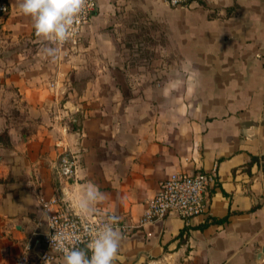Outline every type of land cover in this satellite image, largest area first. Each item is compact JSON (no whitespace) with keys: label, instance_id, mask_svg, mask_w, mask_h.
I'll list each match as a JSON object with an SVG mask.
<instances>
[{"label":"crops","instance_id":"crops-1","mask_svg":"<svg viewBox=\"0 0 264 264\" xmlns=\"http://www.w3.org/2000/svg\"><path fill=\"white\" fill-rule=\"evenodd\" d=\"M150 1L154 23L168 27L171 63L132 71L101 0L77 51L55 60L21 0H0L10 8L0 12V264L28 245L33 258L47 250L42 203L52 196L135 225L162 180L213 168L206 214L185 225L172 213L121 234L113 264H264V0ZM66 147L79 168L61 182ZM90 186L103 199L82 210Z\"/></svg>","mask_w":264,"mask_h":264},{"label":"built area","instance_id":"built-area-1","mask_svg":"<svg viewBox=\"0 0 264 264\" xmlns=\"http://www.w3.org/2000/svg\"><path fill=\"white\" fill-rule=\"evenodd\" d=\"M171 8H190L207 3L210 0H165ZM99 8V0H85L83 10L78 18V23L73 26L71 38L64 44L53 45L58 49H67L76 52L84 40V31L90 25ZM10 8L5 2H0V12L7 14ZM75 115H70L69 123L77 122ZM79 157L69 148H65L59 157L57 173L60 181L69 182L77 174ZM218 181L217 168L210 171L173 173L170 177L162 180L155 195L147 201L145 213L134 225L127 223L112 212H99L92 215H84L65 205L59 196H52L43 201L42 207L47 213V230L42 234L47 250L38 254L36 258L29 255L31 246L17 257L15 264H54L57 256H63L52 242V237L57 229L63 230L72 240L69 246H75L86 250V245L91 235L112 216L118 217L115 225L122 235H128L137 227L153 224L164 217L176 213L188 225L193 217L204 215L209 211L211 189ZM53 225L54 227L50 226ZM89 256L91 253H88Z\"/></svg>","mask_w":264,"mask_h":264},{"label":"clouds","instance_id":"clouds-1","mask_svg":"<svg viewBox=\"0 0 264 264\" xmlns=\"http://www.w3.org/2000/svg\"><path fill=\"white\" fill-rule=\"evenodd\" d=\"M84 4L85 0H21L19 10L31 17L36 37L50 45H62L71 38ZM58 51L54 46L43 48L44 54L53 60L58 58ZM98 199H103V194L95 186H90L79 207L87 210L88 204ZM117 221L118 217L112 216L100 226L91 235L86 250L69 246L78 237L72 235L70 238L66 232L57 229L52 242L63 252V264H113L122 239L120 231L113 226Z\"/></svg>","mask_w":264,"mask_h":264},{"label":"rangeland","instance_id":"rangeland-1","mask_svg":"<svg viewBox=\"0 0 264 264\" xmlns=\"http://www.w3.org/2000/svg\"><path fill=\"white\" fill-rule=\"evenodd\" d=\"M115 14L119 52H123L127 69L132 71L164 68L169 65L173 48L169 46L167 25L154 23L150 0H101ZM176 9V8H175ZM156 26V27H155ZM155 28V29H154ZM3 134V138H4Z\"/></svg>","mask_w":264,"mask_h":264},{"label":"trees","instance_id":"trees-1","mask_svg":"<svg viewBox=\"0 0 264 264\" xmlns=\"http://www.w3.org/2000/svg\"><path fill=\"white\" fill-rule=\"evenodd\" d=\"M76 118L78 120L77 122H71V123H69V127H70L71 130H78L81 127V118L78 115L76 116ZM226 219L227 218H225L223 220H226Z\"/></svg>","mask_w":264,"mask_h":264},{"label":"water","instance_id":"water-1","mask_svg":"<svg viewBox=\"0 0 264 264\" xmlns=\"http://www.w3.org/2000/svg\"><path fill=\"white\" fill-rule=\"evenodd\" d=\"M262 253H264V248H262Z\"/></svg>","mask_w":264,"mask_h":264}]
</instances>
